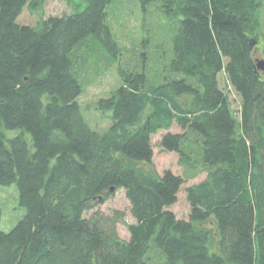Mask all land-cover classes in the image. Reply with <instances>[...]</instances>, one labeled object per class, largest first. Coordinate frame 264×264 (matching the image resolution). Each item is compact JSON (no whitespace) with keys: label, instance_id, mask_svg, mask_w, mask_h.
Masks as SVG:
<instances>
[{"label":"trees","instance_id":"16d2710c","mask_svg":"<svg viewBox=\"0 0 264 264\" xmlns=\"http://www.w3.org/2000/svg\"><path fill=\"white\" fill-rule=\"evenodd\" d=\"M47 1L0 0V186L16 185L25 209L0 228V264H264V72L251 47L264 0H140L172 21L158 70L120 63L116 0H67L70 14L18 23ZM99 52L121 81L97 103L105 132L79 103L77 65ZM160 131L184 176L154 166ZM201 174L178 218L183 185ZM120 190L135 221L127 240L125 214L98 209Z\"/></svg>","mask_w":264,"mask_h":264},{"label":"rangeland","instance_id":"374dc122","mask_svg":"<svg viewBox=\"0 0 264 264\" xmlns=\"http://www.w3.org/2000/svg\"><path fill=\"white\" fill-rule=\"evenodd\" d=\"M71 11L67 0H48L40 10L33 12L25 9L18 18V23L35 26L44 19L70 14ZM260 19L261 32L257 37L254 55L257 60L264 61V1ZM171 23L172 21L164 17L155 5L143 11L140 0H116L109 9V24L123 51L120 63L128 64L133 68L144 59L149 69L158 70L161 52L164 49H170L169 35L173 34ZM157 46L160 48L159 52ZM147 51L150 52L149 55L145 54ZM118 65L108 64L100 52L89 56L88 60H81L77 65V74L84 87L79 103L91 127L97 132L107 131L111 125L110 114L99 112L97 103L101 99L110 97L120 86ZM220 86L229 93L235 115L239 117L241 99L230 88L225 75L220 76ZM171 132L180 133L181 130L175 125ZM166 133L167 131H160L152 137L153 164L160 174L165 170H172L175 174L184 176V169L179 165V155L167 152L161 147L162 138ZM205 178L206 175L201 174L183 185L178 203L171 208L178 218L188 219L189 217L190 205L186 200V188L202 182ZM98 209L105 214H112L115 210L125 214V220L118 225V231L121 238L127 240L129 238L127 225L135 221L130 214V203L125 191H118L115 197ZM92 214L93 212H89L87 216L90 217ZM24 215L25 209L19 205L16 185L0 186V228L5 232L11 231ZM151 245L154 247L153 242Z\"/></svg>","mask_w":264,"mask_h":264},{"label":"water","instance_id":"95a60500","mask_svg":"<svg viewBox=\"0 0 264 264\" xmlns=\"http://www.w3.org/2000/svg\"><path fill=\"white\" fill-rule=\"evenodd\" d=\"M257 42H252L251 47L253 48ZM257 67L260 71H264V61H258Z\"/></svg>","mask_w":264,"mask_h":264},{"label":"flooded vegetation","instance_id":"af4514ba","mask_svg":"<svg viewBox=\"0 0 264 264\" xmlns=\"http://www.w3.org/2000/svg\"><path fill=\"white\" fill-rule=\"evenodd\" d=\"M264 72V71H263Z\"/></svg>","mask_w":264,"mask_h":264}]
</instances>
